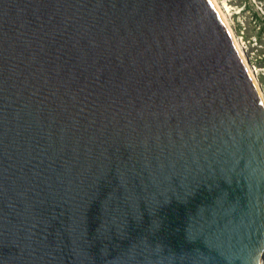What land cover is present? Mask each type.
<instances>
[{"label":"water","instance_id":"obj_1","mask_svg":"<svg viewBox=\"0 0 264 264\" xmlns=\"http://www.w3.org/2000/svg\"><path fill=\"white\" fill-rule=\"evenodd\" d=\"M0 264H264V106L211 0H0Z\"/></svg>","mask_w":264,"mask_h":264},{"label":"rangeland","instance_id":"obj_2","mask_svg":"<svg viewBox=\"0 0 264 264\" xmlns=\"http://www.w3.org/2000/svg\"><path fill=\"white\" fill-rule=\"evenodd\" d=\"M264 96V0H216Z\"/></svg>","mask_w":264,"mask_h":264},{"label":"bare ground","instance_id":"obj_3","mask_svg":"<svg viewBox=\"0 0 264 264\" xmlns=\"http://www.w3.org/2000/svg\"><path fill=\"white\" fill-rule=\"evenodd\" d=\"M211 1L213 2V4L215 5V7L217 8V10L219 11L222 19L224 20V22H225V24H226V26H227V28H228V30L230 32V35H231V37H232V39H233V41H234V43H235V45L237 47V50H238L239 55L241 57V61H242L243 65H244V67H245V70L248 73V75L250 76L251 80L253 81V84H254V86L256 88V91H257V95L259 97V100L261 101L262 105L264 106V96L262 98V95H261L262 93H260L261 91L259 90L258 85L256 84V81L254 79V76H253L252 72L250 71V68L248 67V63L246 62V59H245V57L243 55V52H242V50L240 48V45L236 42V40H235V38H234V36H233V34H232V32H231L228 24H227V20H226V17L224 15V12L222 11V8L218 5V3H217L216 0H211Z\"/></svg>","mask_w":264,"mask_h":264}]
</instances>
